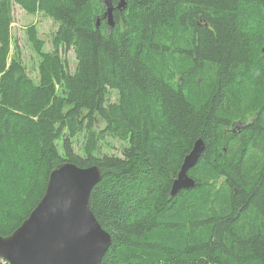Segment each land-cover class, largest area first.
Segmentation results:
<instances>
[{
	"label": "trees",
	"instance_id": "1",
	"mask_svg": "<svg viewBox=\"0 0 264 264\" xmlns=\"http://www.w3.org/2000/svg\"><path fill=\"white\" fill-rule=\"evenodd\" d=\"M125 1L110 28L102 0H0V235L57 164L98 165L100 264H264V0ZM12 3L58 24L52 51L32 38L37 82L11 46ZM106 135L126 141L122 156L98 153ZM198 138L194 185L170 195Z\"/></svg>",
	"mask_w": 264,
	"mask_h": 264
},
{
	"label": "water",
	"instance_id": "2",
	"mask_svg": "<svg viewBox=\"0 0 264 264\" xmlns=\"http://www.w3.org/2000/svg\"><path fill=\"white\" fill-rule=\"evenodd\" d=\"M102 1L103 17L111 28L114 8L124 7L126 1L118 0L116 6L112 0ZM203 149V140L198 138L172 180L170 195L194 185L188 171ZM100 179L98 165L63 162L53 167L35 207L14 231L0 235V259L8 264H100L111 244L110 234L89 205L90 192Z\"/></svg>",
	"mask_w": 264,
	"mask_h": 264
},
{
	"label": "rangeland",
	"instance_id": "3",
	"mask_svg": "<svg viewBox=\"0 0 264 264\" xmlns=\"http://www.w3.org/2000/svg\"><path fill=\"white\" fill-rule=\"evenodd\" d=\"M12 17L13 21L11 23V38L12 44L16 45L20 59L26 68V72L34 82L38 80V72H37V64L39 61V57L34 47H36L33 43L35 39L32 40L33 37L39 39V41L43 42L42 51H52V35L57 29V22H55L52 18L47 16L42 12L28 13L24 9H22L18 4L12 3L11 5ZM29 32V35H28ZM10 46V47H11ZM14 51V48L12 49ZM62 59H66L68 63V67L72 72L74 70L76 64V58L73 50L69 49L67 52H64L61 55ZM159 65H163L159 62ZM164 70L168 68L163 65ZM117 98L116 91L111 90L108 95V100L114 101ZM254 107L244 110V119L241 118V121H245L249 119L248 122H252L254 115H250L249 112L252 111ZM241 117V116H240ZM240 120V119H239ZM249 123V124H250ZM239 128L242 127V123ZM232 131H234L232 129ZM102 140L98 141V146L100 151L98 153L101 155L112 154L117 156H122V149L126 145V141L121 140L115 136H103ZM74 150L76 153L80 152V146L84 141V133H78L74 138Z\"/></svg>",
	"mask_w": 264,
	"mask_h": 264
},
{
	"label": "flooded vegetation",
	"instance_id": "4",
	"mask_svg": "<svg viewBox=\"0 0 264 264\" xmlns=\"http://www.w3.org/2000/svg\"><path fill=\"white\" fill-rule=\"evenodd\" d=\"M248 121H249V119H246L245 121H241V120L235 121L234 126H232V128H231V131H232V129L234 130V131H232V133H235V132L239 131L240 129H243L245 126L249 125L250 122H248ZM239 123H242L241 128H239L241 126V125H239Z\"/></svg>",
	"mask_w": 264,
	"mask_h": 264
}]
</instances>
